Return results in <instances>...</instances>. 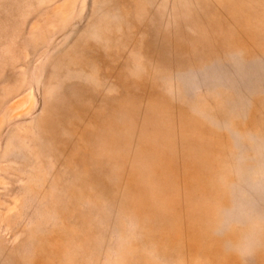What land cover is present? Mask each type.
I'll return each instance as SVG.
<instances>
[{
	"label": "rangeland",
	"instance_id": "374dc122",
	"mask_svg": "<svg viewBox=\"0 0 264 264\" xmlns=\"http://www.w3.org/2000/svg\"><path fill=\"white\" fill-rule=\"evenodd\" d=\"M0 264H264V0H0Z\"/></svg>",
	"mask_w": 264,
	"mask_h": 264
}]
</instances>
